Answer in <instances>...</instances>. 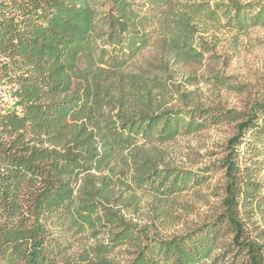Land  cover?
Masks as SVG:
<instances>
[{"label":"trees","instance_id":"trees-1","mask_svg":"<svg viewBox=\"0 0 264 264\" xmlns=\"http://www.w3.org/2000/svg\"><path fill=\"white\" fill-rule=\"evenodd\" d=\"M203 18L244 31L264 25V5L0 0V85L13 101L0 111V264H264L248 229L264 213V102L245 115L164 109L139 97L145 71L126 72L156 38L177 56L202 55L180 41ZM224 121L239 122L222 214L171 238L128 219L139 193L169 198L204 180L161 166L156 145ZM76 238L93 242L71 258ZM124 245L126 262L110 258Z\"/></svg>","mask_w":264,"mask_h":264},{"label":"rangeland","instance_id":"rangeland-1","mask_svg":"<svg viewBox=\"0 0 264 264\" xmlns=\"http://www.w3.org/2000/svg\"><path fill=\"white\" fill-rule=\"evenodd\" d=\"M180 1L184 4H229L232 0ZM236 1L264 5V0ZM225 22L205 18L192 22L197 28L196 34L187 42L180 41L181 48L197 49L202 54L200 56H177L169 52L167 43L159 38L139 52L126 69L127 73L135 75L145 71L148 91L139 97L145 96L151 104L164 109L201 107L214 111L233 110L241 115L249 113L256 103L264 102V25L239 31L226 27ZM10 88L5 84L0 85V111L13 103ZM238 122L224 121L156 145L157 155L163 162L161 166L193 171L204 180L169 198L157 199L153 193H139V210L131 211L127 218L147 226L151 235L171 238L186 234L222 214L223 199L226 197V177L222 164L228 154V142L236 134ZM257 179L264 181V165ZM248 229L253 238L263 243L264 213L256 212L249 221ZM92 242L73 239L69 256L75 257L86 243ZM128 249L125 245L121 246L110 258L126 262L129 256L125 250ZM243 260L242 255L236 264H245L246 260Z\"/></svg>","mask_w":264,"mask_h":264}]
</instances>
